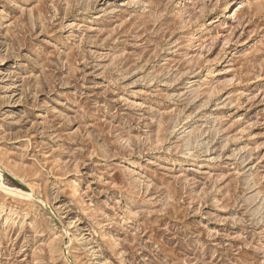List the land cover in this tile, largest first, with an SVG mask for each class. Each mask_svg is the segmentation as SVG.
Wrapping results in <instances>:
<instances>
[{
	"label": "rangeland",
	"instance_id": "374dc122",
	"mask_svg": "<svg viewBox=\"0 0 264 264\" xmlns=\"http://www.w3.org/2000/svg\"><path fill=\"white\" fill-rule=\"evenodd\" d=\"M0 264H264V0H0Z\"/></svg>",
	"mask_w": 264,
	"mask_h": 264
},
{
	"label": "bare ground",
	"instance_id": "6f19581e",
	"mask_svg": "<svg viewBox=\"0 0 264 264\" xmlns=\"http://www.w3.org/2000/svg\"><path fill=\"white\" fill-rule=\"evenodd\" d=\"M22 195V194H21Z\"/></svg>",
	"mask_w": 264,
	"mask_h": 264
}]
</instances>
